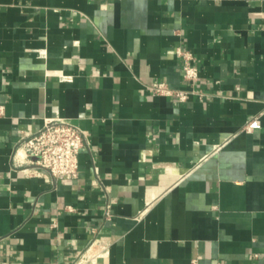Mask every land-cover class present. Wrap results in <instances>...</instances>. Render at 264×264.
Segmentation results:
<instances>
[{"label": "crops", "instance_id": "crops-1", "mask_svg": "<svg viewBox=\"0 0 264 264\" xmlns=\"http://www.w3.org/2000/svg\"><path fill=\"white\" fill-rule=\"evenodd\" d=\"M0 103V264H264V0H0Z\"/></svg>", "mask_w": 264, "mask_h": 264}, {"label": "built area", "instance_id": "built-area-1", "mask_svg": "<svg viewBox=\"0 0 264 264\" xmlns=\"http://www.w3.org/2000/svg\"><path fill=\"white\" fill-rule=\"evenodd\" d=\"M184 56L183 79L193 87L198 81V70L189 63V54ZM151 90L155 94L175 95L179 101L187 98L186 92L172 93L164 83L153 85ZM3 115L4 105L0 103V117ZM85 144V137L77 125L54 117L47 119L37 132L25 135L19 147L28 157L35 159L34 164L37 167L47 171L54 179L74 180L78 175V154ZM105 216H110L108 207H106Z\"/></svg>", "mask_w": 264, "mask_h": 264}]
</instances>
